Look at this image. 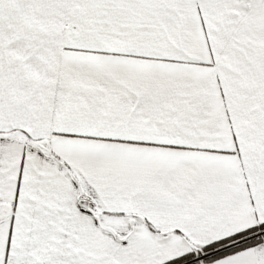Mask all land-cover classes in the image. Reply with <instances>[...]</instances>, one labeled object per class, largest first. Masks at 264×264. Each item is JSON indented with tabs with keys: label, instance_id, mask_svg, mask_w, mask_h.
I'll return each instance as SVG.
<instances>
[{
	"label": "snow or ice",
	"instance_id": "6c2138e0",
	"mask_svg": "<svg viewBox=\"0 0 264 264\" xmlns=\"http://www.w3.org/2000/svg\"><path fill=\"white\" fill-rule=\"evenodd\" d=\"M0 264H264V0H0Z\"/></svg>",
	"mask_w": 264,
	"mask_h": 264
}]
</instances>
